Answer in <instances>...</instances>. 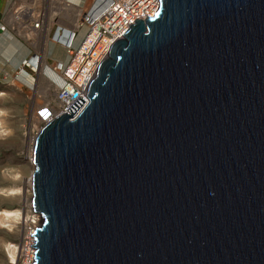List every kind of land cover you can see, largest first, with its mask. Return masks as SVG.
<instances>
[{
  "label": "water",
  "instance_id": "water-1",
  "mask_svg": "<svg viewBox=\"0 0 264 264\" xmlns=\"http://www.w3.org/2000/svg\"><path fill=\"white\" fill-rule=\"evenodd\" d=\"M87 97L34 141L32 264H264V0H160Z\"/></svg>",
  "mask_w": 264,
  "mask_h": 264
},
{
  "label": "built area",
  "instance_id": "built-area-1",
  "mask_svg": "<svg viewBox=\"0 0 264 264\" xmlns=\"http://www.w3.org/2000/svg\"><path fill=\"white\" fill-rule=\"evenodd\" d=\"M160 0H93L87 8H80L72 0H37L30 7L14 12L11 29L26 40H50L61 45L69 57L66 64L49 65L60 83L54 90L37 91L35 76H31L29 90L35 91L40 108L33 111L42 127L49 121L70 115L68 110L80 99L88 104V89L96 72L117 40L123 38L138 20L152 17ZM74 10V12H73ZM4 27H0L4 31ZM82 29L84 35L75 43ZM31 62H34L31 63ZM38 59L23 62L17 75L37 73ZM17 76H15V79ZM53 84V86H55ZM71 119V120H72ZM33 251V250H32Z\"/></svg>",
  "mask_w": 264,
  "mask_h": 264
},
{
  "label": "rangeland",
  "instance_id": "rangeland-1",
  "mask_svg": "<svg viewBox=\"0 0 264 264\" xmlns=\"http://www.w3.org/2000/svg\"><path fill=\"white\" fill-rule=\"evenodd\" d=\"M92 2L88 0L85 8ZM84 32L85 29L80 31L75 43ZM48 60L64 64L67 60L65 49L60 45L52 48ZM47 71L53 84V81L60 83L50 68ZM36 103L33 94L25 88L0 85V264H29L30 234L36 229L31 231L33 220H29L32 215L28 211L33 172L31 149L42 129L32 112ZM19 210L21 215L17 219L4 217L5 212ZM12 255L14 260H11Z\"/></svg>",
  "mask_w": 264,
  "mask_h": 264
},
{
  "label": "crops",
  "instance_id": "crops-1",
  "mask_svg": "<svg viewBox=\"0 0 264 264\" xmlns=\"http://www.w3.org/2000/svg\"><path fill=\"white\" fill-rule=\"evenodd\" d=\"M37 0H0V27H4V31L0 30V85H14L20 89L25 88L33 94L35 91L29 90L32 85L31 76L36 77L37 91L49 89V92L55 89L53 83L48 79L51 78L47 69L49 62L48 56L52 48H57L59 45L50 40H26L11 29L14 12L19 9L30 7ZM88 0H72L80 8H85ZM61 46V45H60ZM66 52V50H65ZM68 62V55L66 53ZM38 59V67L36 75L27 70L28 74L17 75L23 62L31 58ZM34 64V62H31ZM54 63V62H53ZM15 76L17 78L15 79ZM26 85L29 88L23 86ZM32 112L40 108L37 102L34 104Z\"/></svg>",
  "mask_w": 264,
  "mask_h": 264
},
{
  "label": "bare ground",
  "instance_id": "bare-ground-1",
  "mask_svg": "<svg viewBox=\"0 0 264 264\" xmlns=\"http://www.w3.org/2000/svg\"><path fill=\"white\" fill-rule=\"evenodd\" d=\"M73 12H74V10H73ZM36 139V138H35ZM35 139L33 140V145H34V141H35ZM33 145H32V149H33ZM32 149H31V157H32ZM30 163H31V166H32V169H34V165H33V163H32V158H31V160H30ZM29 194H30V198H29V204H28V211H29V213L32 215L30 218H29V220H33V222H31L32 224H33V226L31 227V231L34 229V228H38L39 227V225H40V222L42 221V217H41V215L40 214H38V213H36V212H34L33 211V209H32V205H31V198H32V191H31V177H30V184H29ZM21 215V210H19V211H17V212H5L4 213V217L6 218V219H17L19 216ZM34 232V231H33ZM33 232L30 234L31 236V244H30V248H31V250H30V254H29V264H32V262H33V248L31 247V246H33L34 245V239H33V237H32V235H33ZM11 260H14V256L12 255L11 256Z\"/></svg>",
  "mask_w": 264,
  "mask_h": 264
}]
</instances>
